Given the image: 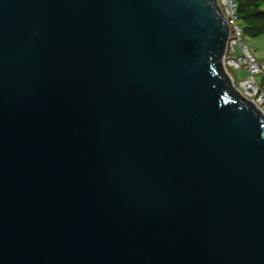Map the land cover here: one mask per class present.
I'll return each mask as SVG.
<instances>
[{"label":"water","instance_id":"water-1","mask_svg":"<svg viewBox=\"0 0 264 264\" xmlns=\"http://www.w3.org/2000/svg\"><path fill=\"white\" fill-rule=\"evenodd\" d=\"M217 0H0V264H264V111Z\"/></svg>","mask_w":264,"mask_h":264},{"label":"rangeland","instance_id":"rangeland-1","mask_svg":"<svg viewBox=\"0 0 264 264\" xmlns=\"http://www.w3.org/2000/svg\"><path fill=\"white\" fill-rule=\"evenodd\" d=\"M235 3V15L236 21L242 28V46H237L234 51L225 49V56L223 57V65L227 72L232 76L234 84L240 89L242 94L247 98H250L264 111V16L252 15L249 13H240L237 9V0H233ZM243 2V7H248L249 2L256 0H238ZM220 8H225V4L222 0H217ZM255 7H253L254 9ZM252 9V10H253ZM245 50L249 52L255 59L256 64L260 67L258 72L254 74V80L257 82V89L252 93H246L243 85L239 83L240 80L248 78L251 74L248 68V63L244 62L240 67H235L228 59L231 57H238L241 54H246ZM250 90L252 88L248 87ZM254 88V86H253ZM262 97L263 101L260 100ZM258 101V102H256Z\"/></svg>","mask_w":264,"mask_h":264},{"label":"built area","instance_id":"built-area-1","mask_svg":"<svg viewBox=\"0 0 264 264\" xmlns=\"http://www.w3.org/2000/svg\"><path fill=\"white\" fill-rule=\"evenodd\" d=\"M222 1L225 4L224 5L225 8H223L222 11L225 17L227 18L228 26H229L226 49L228 48L230 49V51L231 50L234 51L237 46L243 45L242 44V35H243L242 28L240 24L236 21L234 1L233 0H222ZM228 61L229 62L231 61L230 64H232L235 67H240L244 62H247L251 75L246 79L240 80L239 83L244 86L245 84L244 82H246L250 88H253V86H257V82L254 80L253 73L258 72L260 70V67L256 64L255 59L252 55H249V53L241 54L238 57H231L230 59H228ZM262 99L263 98L260 97V100Z\"/></svg>","mask_w":264,"mask_h":264},{"label":"trees","instance_id":"trees-1","mask_svg":"<svg viewBox=\"0 0 264 264\" xmlns=\"http://www.w3.org/2000/svg\"><path fill=\"white\" fill-rule=\"evenodd\" d=\"M243 5L242 1H238L237 0V9L240 11V13H249L252 14L254 16L259 15V16H264V0H256L253 3L249 2L248 3V7H243L241 6ZM253 7H255L253 9ZM253 9V10H252Z\"/></svg>","mask_w":264,"mask_h":264},{"label":"bare ground","instance_id":"bare-ground-1","mask_svg":"<svg viewBox=\"0 0 264 264\" xmlns=\"http://www.w3.org/2000/svg\"><path fill=\"white\" fill-rule=\"evenodd\" d=\"M245 52L246 53H249L247 50H245ZM230 63H231V61H230ZM243 82V81H242ZM245 84H244V88H245V90H246V92L247 93H252L253 91H255L257 88H256V86H254V88H252V90H250L248 87H249V85L246 83V82H244ZM256 102H258V101H256Z\"/></svg>","mask_w":264,"mask_h":264}]
</instances>
